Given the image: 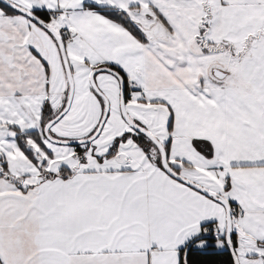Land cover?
Here are the masks:
<instances>
[{
	"label": "snow or ice",
	"instance_id": "1",
	"mask_svg": "<svg viewBox=\"0 0 264 264\" xmlns=\"http://www.w3.org/2000/svg\"><path fill=\"white\" fill-rule=\"evenodd\" d=\"M0 264H264V0H0Z\"/></svg>",
	"mask_w": 264,
	"mask_h": 264
}]
</instances>
